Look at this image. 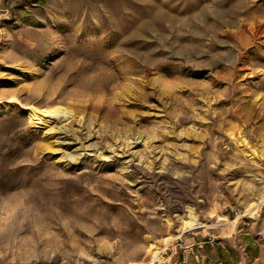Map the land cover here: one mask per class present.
<instances>
[{"label":"rangeland","instance_id":"1","mask_svg":"<svg viewBox=\"0 0 264 264\" xmlns=\"http://www.w3.org/2000/svg\"><path fill=\"white\" fill-rule=\"evenodd\" d=\"M0 100V264H264V0H0Z\"/></svg>","mask_w":264,"mask_h":264},{"label":"bare ground","instance_id":"2","mask_svg":"<svg viewBox=\"0 0 264 264\" xmlns=\"http://www.w3.org/2000/svg\"><path fill=\"white\" fill-rule=\"evenodd\" d=\"M12 99L16 100V101L18 100V98H16V97H13ZM1 102L2 101L0 100V103ZM23 106L27 109L32 110L41 119L45 120V119L53 118V120L55 122L60 121L62 119V115L64 116V114L67 111V109H65L62 106H56V107H50V108H47V107L39 108L33 104H26ZM263 202H264V196L261 198V200L259 202L255 203V204L253 203L255 206L252 207V209H254L256 206H260L259 204H262ZM214 211H216V210H214ZM251 213H250V215H251ZM254 213H255V211H254ZM198 214L199 213H197L192 206L189 207L188 208V214H187V217H189V219L183 220V226H181V230H180V232H178V234H175V233L171 234L170 233V235H167L166 237H164L163 244H160V243L158 244V243H156V241H152L151 242V248L153 249V251H152L153 255H152V259L149 260L147 262V264H155V262L160 259L161 254L165 250L166 245H168L173 239L175 240V238L181 237V236L187 234V232L190 230H196L198 228L200 230V228L206 229L207 227H209L210 224L201 220L199 218ZM133 264H143V263H133Z\"/></svg>","mask_w":264,"mask_h":264},{"label":"crops","instance_id":"3","mask_svg":"<svg viewBox=\"0 0 264 264\" xmlns=\"http://www.w3.org/2000/svg\"><path fill=\"white\" fill-rule=\"evenodd\" d=\"M241 253L242 251L238 246L234 247L229 253V256H223L219 258L218 262H213V264H244V261L240 257Z\"/></svg>","mask_w":264,"mask_h":264}]
</instances>
